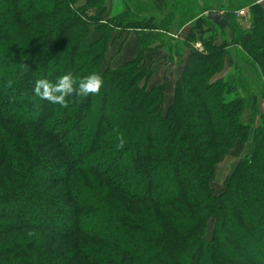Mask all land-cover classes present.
Here are the masks:
<instances>
[{"label":"trees","instance_id":"trees-1","mask_svg":"<svg viewBox=\"0 0 264 264\" xmlns=\"http://www.w3.org/2000/svg\"><path fill=\"white\" fill-rule=\"evenodd\" d=\"M249 5L225 28L204 13L242 6L196 16L186 44L203 50L175 55L167 103L147 44L104 68L115 33L156 26L107 0H0V264H264V8ZM69 73L98 75L99 93L35 96ZM249 142L218 194V166Z\"/></svg>","mask_w":264,"mask_h":264},{"label":"rangeland","instance_id":"rangeland-1","mask_svg":"<svg viewBox=\"0 0 264 264\" xmlns=\"http://www.w3.org/2000/svg\"><path fill=\"white\" fill-rule=\"evenodd\" d=\"M109 9L112 10L113 17L118 19V21L127 22L137 24L140 23L143 27L147 25H154L156 27L164 29L166 35H161V37H144L142 38L141 44H147L150 47H153V44L160 38L165 40V59L163 64H152L149 67L155 72L153 77L151 78L150 85L153 86L158 85L159 83H164L167 78L169 81L167 86V103L170 102V98L173 99L174 90L176 87V82L181 78L183 73V68L178 63L175 55L179 53V50L183 48L189 50H203V44L199 41L202 38L201 35L197 34V41L191 42L190 44H186L189 34L191 33V28H194L196 25V16L201 12L204 13L207 7L212 9L224 8V10H228V8H234L236 5L242 6V10H250L248 6L249 4L257 3L259 0H248L249 3H245L246 0H107ZM222 16H226L229 19L238 18L234 13H227L223 10H218ZM208 13H204V17L208 18ZM189 26L188 30L183 32L182 30ZM183 32V33H182ZM122 33V32H121ZM120 34V33H119ZM125 32L118 35L114 34L117 37L116 42L111 43V48L107 54L106 62L104 64V68H117L116 63L117 60L114 56H123V52L127 48L126 46L129 43V39L125 42L122 40L125 37ZM170 35L169 36H167ZM114 38V37H113ZM140 43V42H139ZM191 47V48H190ZM130 48V47H128ZM127 48V49H128ZM126 49V50H127ZM147 51L144 55L149 54L153 51V49L145 48ZM172 50H175L174 53ZM188 50V49H187ZM141 54V51L138 53L137 58ZM170 54V58L167 56ZM173 58V59H172ZM146 60V59H145ZM174 61V63H170ZM147 62V61H146ZM148 64V63H147ZM172 64V65H171ZM171 67V68H170ZM158 71V72H157ZM156 73L158 74L156 76ZM227 74V73H225ZM158 77V78H157ZM157 78V79H155ZM172 101V100H171ZM264 106V104H263ZM264 108V107H263ZM248 116L246 120H248ZM252 144L249 142L245 145H239L230 155L218 166L217 174L215 179L214 188L216 192L219 194L224 190V184L231 174L234 165L238 163V161L245 157L249 151V145Z\"/></svg>","mask_w":264,"mask_h":264},{"label":"clouds","instance_id":"clouds-1","mask_svg":"<svg viewBox=\"0 0 264 264\" xmlns=\"http://www.w3.org/2000/svg\"><path fill=\"white\" fill-rule=\"evenodd\" d=\"M102 84V79L98 75L92 74L79 81L76 86V81L69 73L57 77L54 83L48 79H38L33 91L35 96L42 100L67 107L66 97H70L74 91L77 95L86 97L89 94L99 93Z\"/></svg>","mask_w":264,"mask_h":264},{"label":"crops","instance_id":"crops-1","mask_svg":"<svg viewBox=\"0 0 264 264\" xmlns=\"http://www.w3.org/2000/svg\"><path fill=\"white\" fill-rule=\"evenodd\" d=\"M209 14V13H208ZM220 14V13H219ZM189 26L185 27L182 31L185 32V31H189L188 28ZM182 32V33H183ZM115 34H118L120 35L119 33H115ZM125 37L124 39L122 40L123 42H125L127 39H129V43H127L128 45L126 46L127 48L130 47V48H126L125 51L123 52V56L119 57V56H114L117 60V63H116V67H121V66H124L125 64H127L128 62L134 60L137 58V55L138 53L140 52V40L144 37H161V35H166V33L164 32V29L162 28H159V27H156V30L154 29H149V30H128L125 32ZM167 36L170 37V35L167 34ZM117 37L114 36V40L116 42V39ZM128 41V40H127ZM126 43V42H125ZM143 46H146L143 44ZM164 46H165V40H163V38H160V40L157 41V43L155 42L153 44V47H150L148 46V48L150 49H153V51L149 54H146L145 56V59L148 63V65L152 66V64H163V61L165 59V50H164ZM158 72V71H157ZM158 74L156 73V76ZM158 78V77H157ZM155 78V79H157ZM164 79H167V78H164ZM170 81V80H169ZM162 83H159L158 85H161ZM155 85V84H154ZM167 95H168V92H167ZM170 102H171V98L169 99Z\"/></svg>","mask_w":264,"mask_h":264},{"label":"water","instance_id":"water-1","mask_svg":"<svg viewBox=\"0 0 264 264\" xmlns=\"http://www.w3.org/2000/svg\"><path fill=\"white\" fill-rule=\"evenodd\" d=\"M258 4L261 5L264 8V0H259ZM209 19L218 27L220 28H225L226 24L225 22L222 20L220 14L216 11L214 12H210L208 14ZM171 68V67H170Z\"/></svg>","mask_w":264,"mask_h":264},{"label":"built area","instance_id":"built-area-1","mask_svg":"<svg viewBox=\"0 0 264 264\" xmlns=\"http://www.w3.org/2000/svg\"><path fill=\"white\" fill-rule=\"evenodd\" d=\"M239 18H244L248 16V10H242L237 13Z\"/></svg>","mask_w":264,"mask_h":264}]
</instances>
